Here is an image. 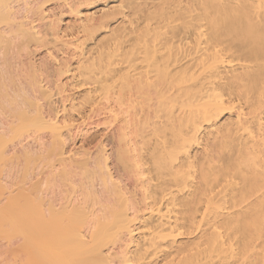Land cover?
<instances>
[{"label":"bare ground","instance_id":"obj_1","mask_svg":"<svg viewBox=\"0 0 264 264\" xmlns=\"http://www.w3.org/2000/svg\"><path fill=\"white\" fill-rule=\"evenodd\" d=\"M0 264H264V0H0Z\"/></svg>","mask_w":264,"mask_h":264},{"label":"rangeland","instance_id":"obj_2","mask_svg":"<svg viewBox=\"0 0 264 264\" xmlns=\"http://www.w3.org/2000/svg\"><path fill=\"white\" fill-rule=\"evenodd\" d=\"M66 21H69V19H66ZM91 108H92L91 106H86L83 109H81L80 112L79 111H76V112L72 111L73 123L75 125H78V126L81 125L80 128L85 129V131L89 129L88 136L86 137V140H85L86 141L85 153H86V151L88 152V150H89V152L91 151L93 153L95 151H98V148L100 147V145L101 146H103L105 144H106L105 146L108 145V143H107V140H108L107 131L108 130L105 128L106 126L102 124L106 121L105 119H107L108 114L103 113V111H101V113L99 114V112H100L99 111L97 113L98 114L97 115L96 113H93V110ZM133 112L135 113V111H133ZM100 122H102L101 125H99ZM85 155H87V154H84V156Z\"/></svg>","mask_w":264,"mask_h":264}]
</instances>
